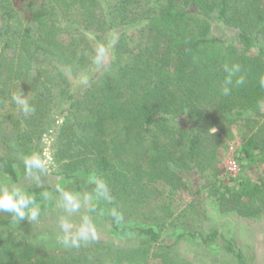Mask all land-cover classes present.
Segmentation results:
<instances>
[{
  "label": "trees",
  "instance_id": "16d2710c",
  "mask_svg": "<svg viewBox=\"0 0 264 264\" xmlns=\"http://www.w3.org/2000/svg\"><path fill=\"white\" fill-rule=\"evenodd\" d=\"M21 1L19 16L16 0H0L2 173L17 183L25 155L47 151L52 171L103 180L113 227L148 243L49 252L7 235L0 264H189L157 228L152 203L160 211L165 204L159 183L170 194L188 182L200 193L204 178L221 212L264 216V175L230 184L234 179L223 180L218 168L237 120L246 127L240 158L264 161V0ZM214 22L235 29L242 49L214 36ZM14 95L33 111L24 114ZM95 188L86 189L97 195ZM51 190L34 185L28 194L39 205ZM121 216L145 225H121ZM11 223L0 218V229Z\"/></svg>",
  "mask_w": 264,
  "mask_h": 264
},
{
  "label": "rangeland",
  "instance_id": "374dc122",
  "mask_svg": "<svg viewBox=\"0 0 264 264\" xmlns=\"http://www.w3.org/2000/svg\"><path fill=\"white\" fill-rule=\"evenodd\" d=\"M18 3V15L25 13V3ZM24 5V6H23ZM28 10H26L27 12ZM2 13L0 7V27ZM26 24L24 23L23 26ZM235 29L228 28L222 23H213L212 34L217 37L234 41L239 49L238 39L234 36ZM255 52V49H253ZM246 127L240 120L235 121L229 131L230 140H225V147L220 149L218 168L223 180L233 178L230 184L243 180L257 182L264 175V161L248 164V161L240 158V148L243 143V135ZM216 129L213 130V132ZM226 128L221 130L225 135L229 132ZM51 141H45L46 150ZM235 150V151H233ZM237 156L241 171L234 177L227 169V161L230 156ZM94 175L77 172L74 178L67 177L57 167V171L49 169L47 172L33 170L32 174L25 172L19 182H12L0 169V187H19L28 193L31 186H49L52 188L49 198L39 204L40 215L35 221H18L10 213L0 212V218L11 220L12 223L0 229V238L7 235L24 236L37 248L44 251H57L71 244H65V233L60 227L62 218L67 219L74 227L73 233L80 226L84 217H88L95 238L80 240L79 244L101 243L112 247H127L144 245L148 240L137 233L116 230L110 219L113 207L108 205L101 197H97L91 190L86 189L93 182ZM200 193L195 192L191 183L186 188L170 194V189L158 184L156 188L163 191L160 203L165 202L160 211L157 201L152 203V210L159 213V226L162 237L169 245H173L176 254L189 264H264V216L258 220H252L240 216L236 212H221L217 200L210 195L208 181L199 179ZM70 192L80 202V208L76 212H67L63 207L61 192ZM94 209V210H92ZM148 208L147 210H149ZM160 211V212H159ZM165 217H160L164 213ZM121 225L133 226L145 225L141 219H125L121 216L118 222ZM218 230V235L212 241L205 242L204 238ZM232 246L233 252L229 250ZM236 254H240V261Z\"/></svg>",
  "mask_w": 264,
  "mask_h": 264
},
{
  "label": "clouds",
  "instance_id": "9594fccd",
  "mask_svg": "<svg viewBox=\"0 0 264 264\" xmlns=\"http://www.w3.org/2000/svg\"><path fill=\"white\" fill-rule=\"evenodd\" d=\"M261 83L264 84V81H261ZM13 100L20 106V109L24 114L27 115L33 111V108L29 105L26 98L14 95ZM23 163L28 174H32L33 170L47 172L49 166L52 164V156L47 151H45L43 155L39 153H31L25 155ZM92 182L96 186L95 191L97 197L106 200L111 199L109 189L103 180L93 178ZM57 190L61 192L63 207L67 212L71 213L79 210L80 202L73 194L61 191L60 189ZM43 196L48 198V193H43ZM0 212L12 214V216L18 221H35L40 215V208L35 202L34 197L21 188L16 186L8 188L4 186L0 187ZM112 215L116 217L117 213L113 211ZM60 227L65 233V244H71L74 247L79 246L80 240H87L90 237L95 238V232L88 217L83 218L82 223L74 233L72 231L74 226L67 219H61Z\"/></svg>",
  "mask_w": 264,
  "mask_h": 264
},
{
  "label": "built area",
  "instance_id": "2783aa9c",
  "mask_svg": "<svg viewBox=\"0 0 264 264\" xmlns=\"http://www.w3.org/2000/svg\"><path fill=\"white\" fill-rule=\"evenodd\" d=\"M235 151V150H233ZM227 169L230 171V173L236 177L240 171H241V166L239 163V160L237 156H230L228 161H227Z\"/></svg>",
  "mask_w": 264,
  "mask_h": 264
}]
</instances>
